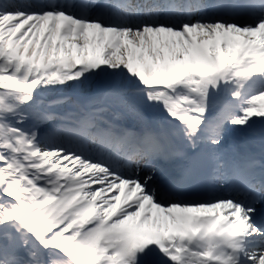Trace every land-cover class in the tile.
<instances>
[{
	"label": "snow or ice",
	"instance_id": "1",
	"mask_svg": "<svg viewBox=\"0 0 264 264\" xmlns=\"http://www.w3.org/2000/svg\"><path fill=\"white\" fill-rule=\"evenodd\" d=\"M0 264H264V0H0Z\"/></svg>",
	"mask_w": 264,
	"mask_h": 264
},
{
	"label": "bare ground",
	"instance_id": "2",
	"mask_svg": "<svg viewBox=\"0 0 264 264\" xmlns=\"http://www.w3.org/2000/svg\"><path fill=\"white\" fill-rule=\"evenodd\" d=\"M240 137V136H238ZM238 143V140H234V143H233V148H236V144ZM261 144L259 143L258 140H256L255 142H251V143H247L244 145V150L243 151H255L257 153H259V150L258 149H261ZM238 151V150H237Z\"/></svg>",
	"mask_w": 264,
	"mask_h": 264
},
{
	"label": "rangeland",
	"instance_id": "3",
	"mask_svg": "<svg viewBox=\"0 0 264 264\" xmlns=\"http://www.w3.org/2000/svg\"><path fill=\"white\" fill-rule=\"evenodd\" d=\"M234 140H238V143L236 144L238 150H239V146H240V149L242 148V144L245 145L246 142L251 143V142L256 141V140L252 139L251 137H247V136L236 137V138H234ZM234 140L230 141V147H233ZM259 150L261 151V149H259Z\"/></svg>",
	"mask_w": 264,
	"mask_h": 264
}]
</instances>
